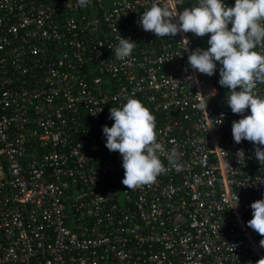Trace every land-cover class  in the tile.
Instances as JSON below:
<instances>
[{"label": "built area", "instance_id": "2783aa9c", "mask_svg": "<svg viewBox=\"0 0 264 264\" xmlns=\"http://www.w3.org/2000/svg\"><path fill=\"white\" fill-rule=\"evenodd\" d=\"M153 2L0 0V264L264 258V237L247 226L251 203L264 198L256 182L264 166L252 142L233 140L241 116L218 83L221 65L199 73L183 50L184 37L189 50H206L210 34L144 31L139 17ZM160 3L179 13L198 0ZM118 34L137 43L124 60L114 55ZM256 91L264 94V84ZM129 96L155 116L157 142L175 148L182 165L176 172L161 155L171 170L134 190L122 184L120 154L102 132L113 124L109 109ZM206 102V112L197 109Z\"/></svg>", "mask_w": 264, "mask_h": 264}, {"label": "clouds", "instance_id": "9594fccd", "mask_svg": "<svg viewBox=\"0 0 264 264\" xmlns=\"http://www.w3.org/2000/svg\"><path fill=\"white\" fill-rule=\"evenodd\" d=\"M89 3L90 0H77L81 8ZM139 26L159 38L174 37L181 32L197 37L210 34L206 50H189L186 37L181 40L185 42L183 50L189 51L188 62L199 73L212 76L217 62L221 65L218 83L229 89L226 101L231 112L241 116L232 122L233 140L237 144L252 142L255 157L264 166V94L256 91L259 84H264V54L255 50L264 46V0H235L231 7L224 0H198L195 6L179 13L155 0L140 15ZM117 40L115 57L119 60L130 57L137 43L119 34ZM206 106L207 102L198 103L196 107L206 112ZM246 109L250 113L244 115ZM109 119L113 121L112 126H102L105 147L120 154L124 169L122 184L127 190L151 185L159 175L171 170L165 167L161 155L176 172L182 170L177 150L166 151L164 145L157 142L156 118L141 101L126 97L122 106L109 109ZM222 119L223 114L220 123ZM237 155L244 158V151L239 150ZM256 182L264 186V178L257 177ZM250 207L253 212L247 226L264 237V198L254 201ZM231 208H238L237 196ZM261 260L264 258L257 264Z\"/></svg>", "mask_w": 264, "mask_h": 264}]
</instances>
